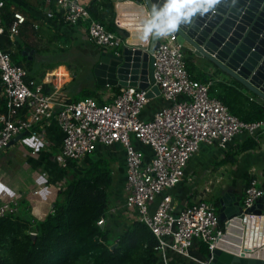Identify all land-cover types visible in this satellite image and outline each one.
<instances>
[{
  "label": "built area",
  "instance_id": "1",
  "mask_svg": "<svg viewBox=\"0 0 264 264\" xmlns=\"http://www.w3.org/2000/svg\"><path fill=\"white\" fill-rule=\"evenodd\" d=\"M89 2L53 0L50 7L49 0H45L41 9L47 18H57L72 26L83 25L86 37L94 45L116 49L123 42L122 37L90 17ZM3 5L4 1L0 0V35L5 30L8 39L13 40L25 19L20 12L11 11V19L4 27ZM116 25L119 26L117 22ZM157 39L150 53L152 79L148 80V85L145 88L118 86L103 103L91 96L59 99L54 89L45 93L42 88L46 79H26V69L13 63L9 53L0 46V149L19 132L28 130L36 134L35 123L50 119L61 133L60 146L54 154V160L61 167L66 165L67 159L78 161L98 144L118 143L124 153L122 206L134 209L135 219L144 222L153 233L161 264H169L166 250L196 261L198 259L188 251L193 241L205 244L207 252L216 245L229 248L232 236L227 232L228 226L218 224L212 202L200 199L177 208L167 189L182 178L187 160L200 144L224 148L234 135L242 133L257 141V132L264 126V120L239 119L217 97L208 94L212 79L190 77L185 68L183 47L174 33ZM153 85L164 104L149 118H141L143 107L156 96L147 95ZM132 141L147 146L150 156L145 159L142 150ZM263 190L256 177H251L243 188L241 207H250ZM30 192L36 193L37 189ZM17 203L14 196L0 197V216L16 211ZM115 209L113 205L108 210ZM243 216L251 235L261 239L247 246L246 253L264 261V213L243 212ZM103 221L101 215L96 223L101 225ZM235 222L238 225L233 231L243 238L246 231L240 221ZM198 262L208 264V258Z\"/></svg>",
  "mask_w": 264,
  "mask_h": 264
},
{
  "label": "crops",
  "instance_id": "2",
  "mask_svg": "<svg viewBox=\"0 0 264 264\" xmlns=\"http://www.w3.org/2000/svg\"><path fill=\"white\" fill-rule=\"evenodd\" d=\"M3 1L8 5L10 11H18L24 16L27 29L24 30V33L20 34L19 32V34H17V39L22 43L25 42L30 45L28 46L24 44L22 49L25 46L32 49L30 53H27L29 57L23 55L26 60L34 59L38 56L36 53L39 47L37 40L44 36L53 35V37H55L54 34L59 33L65 37L67 41V49L73 50L72 52H68L70 57L75 58L78 57L79 54H83L81 56L89 62V70L82 75L74 70L70 72L71 68L69 67L68 70L64 62H56L54 66L45 69L42 73L36 76L32 74L31 69L27 65V68L25 69L28 79H46V82L44 83H50L48 84L52 87L50 91L54 89L55 96L59 99L65 100L80 98L77 96L80 92L90 94L93 92L92 95L95 100L101 99L104 101L110 95L109 93L115 90L112 88V85L98 84L92 74L93 65L97 61V53L102 51L103 48L93 45L88 40L83 25H67L57 18L45 17L40 9L39 0ZM86 1L89 2L91 0ZM112 11L113 21L117 19L120 14L121 17L127 21H133L128 20V12H116L114 11L113 6ZM139 11L142 10L140 9ZM114 23L116 22L114 21ZM118 23L125 28L127 27L126 24L120 22L119 18ZM126 31L131 33L130 29ZM116 33L122 37L120 32ZM125 36L127 35L124 34L122 38ZM14 37H16V35ZM63 46H66V44ZM60 47L62 48V46ZM20 55H22L21 51ZM190 67L191 70H189V73L191 75H205L212 79L213 83L218 80L230 83L236 87H240L242 91L248 95L250 94L243 87L236 84L234 80L228 77V75L218 70L204 57L191 53L189 68ZM60 71H65V74L58 78V72ZM261 100L264 101L263 99ZM163 104L164 101L160 95L153 96L141 110L140 117L149 118L152 113ZM1 108L2 101L0 94V110ZM34 128L36 129V134H31L28 130H24L18 135L15 134L8 144L0 149V197L2 198L15 195L18 196L26 192L35 194L30 192L32 189H38V191L41 189L43 191V197H47L49 196V192L45 185L60 181L59 188H56L55 190V195L58 196L59 193L57 190L64 186L68 177V172L66 173V170L61 169L56 164L53 157V152L59 148L61 140V133L55 121L51 119L48 121L41 120L35 123ZM257 135L258 140L256 146L242 152L236 150V145L242 141L241 134L234 135L224 148H221L216 144H200L197 152L187 160L182 178L168 191L171 195L172 202L176 204L177 208L200 199L206 200L203 192L197 190L196 181H193L192 179V173L197 170V168L200 172L204 171V173L208 174L212 171L225 174V176H223L225 177V184L219 191V196L227 192L231 193L234 197H239L241 200L243 184L247 174H255L257 181L261 184L264 179L258 178L256 173H264V126L259 129ZM132 143L142 150L145 159L150 156V150L147 146L136 141H132ZM226 152L227 154H225ZM91 153L93 154L90 156ZM96 157L105 158L109 163L114 177L112 194L115 198L114 203L118 206V203H120V200L124 196L122 188L124 174L123 149L118 143L111 145L98 144L92 152L82 157L77 162V165L73 170L78 171L82 169L88 162ZM11 160L15 162L10 163ZM216 177L217 176H215V178ZM219 178L220 177L218 176L216 179ZM207 190L208 188L205 186L203 191L206 192ZM52 196L53 195L50 193V197ZM17 201H19V198H17ZM207 201L212 202L210 200ZM19 209H21L20 206L19 208L17 206V211ZM49 210L50 206H48V208H41L36 213L34 212L33 216L40 217ZM131 219H135V210L128 207L124 208L121 215L115 220L117 221V225L125 227L127 222ZM221 227H224L223 223L221 224ZM197 244L196 241H193V244L189 247L188 251L192 257L197 258L198 260H204L206 256L202 257L199 254V247ZM165 254L168 260L173 258L180 264H190L192 261L196 262V264H200L198 260L195 261V259L190 257L176 255L170 250H166Z\"/></svg>",
  "mask_w": 264,
  "mask_h": 264
},
{
  "label": "trees",
  "instance_id": "3",
  "mask_svg": "<svg viewBox=\"0 0 264 264\" xmlns=\"http://www.w3.org/2000/svg\"><path fill=\"white\" fill-rule=\"evenodd\" d=\"M49 6L53 7V0H49ZM87 10L90 17L99 21L105 29L120 32L122 37L126 35L127 31L119 28L113 21L109 0H91ZM1 19L4 27L11 19V11L6 3L1 9ZM26 29L24 21L17 34L24 33ZM17 34L13 40H9L4 30L0 35V46L9 53L13 63L27 68L28 61L20 56V51L24 44L30 45L18 41ZM57 35L60 34H54ZM118 48L119 45L116 49ZM191 53L189 49L183 48L185 68L190 77L209 79L205 75L189 73ZM234 82L241 86L237 81ZM48 84L50 83H43L45 93L52 88ZM112 88L116 90L118 86L112 85ZM92 93H85L84 96L93 97ZM208 94L217 97L233 115L243 121L264 120V101L253 93L248 95L240 87L218 80L209 85ZM104 101L96 100L98 103ZM241 135L242 141L236 145L237 151L242 152L256 146L257 141L250 135ZM77 162L76 159H67L66 165L61 167L69 171L68 177L64 186L57 190L61 200L53 201L50 211L40 217L30 216L28 208L19 201L17 206L21 209L0 216V264H161L159 253L155 249L156 238L144 222L131 219L125 227L117 225L115 219L124 209L121 204L124 197L118 206L114 203V177L107 159L96 157L82 169L75 171L73 168ZM253 176V173L245 176L243 188ZM261 186L264 187V181ZM113 204L116 209L109 211ZM212 204L217 211V201ZM101 215L104 222L99 225L96 220ZM218 224L221 226L222 222L219 221ZM113 243L115 244L111 247ZM197 246L199 254L205 257V244ZM168 263L180 264L173 258ZM190 264L196 262L192 261Z\"/></svg>",
  "mask_w": 264,
  "mask_h": 264
},
{
  "label": "water",
  "instance_id": "4",
  "mask_svg": "<svg viewBox=\"0 0 264 264\" xmlns=\"http://www.w3.org/2000/svg\"><path fill=\"white\" fill-rule=\"evenodd\" d=\"M109 1L116 12H132V6L141 9L138 11L146 20L151 18L153 8L159 9L166 3V0ZM173 33L183 48L204 57L247 92L264 100V0H217L207 12H197L190 22L181 23ZM126 35L118 49L97 53L92 74L98 84L145 88L152 79L150 53L158 43L157 37L153 34L147 41L142 38L133 41L129 31ZM31 51L25 46L21 54L29 57L27 53ZM153 94L158 95L154 85L147 91L148 96ZM217 205L218 221L228 226L227 232L233 238L227 242L231 244L229 248L216 245L207 252L208 264H264L260 258L246 253L249 247L236 249L233 241L241 237L229 229L233 222L240 221L242 229L247 231L243 212L264 213V190L248 208L243 209L240 198L227 192L218 197Z\"/></svg>",
  "mask_w": 264,
  "mask_h": 264
},
{
  "label": "rangeland",
  "instance_id": "5",
  "mask_svg": "<svg viewBox=\"0 0 264 264\" xmlns=\"http://www.w3.org/2000/svg\"><path fill=\"white\" fill-rule=\"evenodd\" d=\"M44 3H45V0H39L40 8H42ZM37 44L39 45L37 52H36L38 56L34 59L26 60L28 61L27 65L31 69L32 74H34L35 76L42 73L45 69L51 68L52 66H54L56 62H64L67 69L69 67L71 68L70 72L74 70L78 72L80 75L86 73L89 70V65H88L89 62L86 59H84V57L81 56L83 54L81 55L79 54V56L75 58L70 57L68 52H72L73 50L67 49L68 48L67 41L64 36L62 35H57L55 37H53V35L44 36L41 39L37 40ZM64 44H66V46H63ZM60 46H62V48ZM20 56H23V55H20ZM84 95H85L84 92H80L77 94L78 97H81ZM57 151L58 149L53 152V157ZM92 154L93 153H91L90 156ZM12 162H15V161L11 160L10 163ZM56 164L59 166L58 163ZM59 167L61 168V166ZM65 170H66L65 171L66 173L69 172L67 169ZM192 174H193V177H192L193 181H196L197 183L196 184L197 190L203 192L204 198L206 200H210L214 202L219 197V191L222 189V186H224L225 184V177H223L225 176V174L215 173L214 171L208 174V173H204V171L200 172L198 168ZM215 176L217 177L219 176L220 178L216 179L217 177L215 178ZM256 176L260 179H264V173L262 172L260 174L256 173ZM45 186H47L46 189H48V192H49V196L47 197H43L42 195L43 191L41 189H39V191L37 189V193L35 194H30L29 192H26L21 195L14 196L16 198H19V201H22V203L28 208V214L30 216L33 215L34 212L36 213L41 208H48V206L51 207L53 204V201L61 200V195L59 194L58 196L55 195V190L56 188H59L60 181H56V183H52L50 185H45ZM205 186L208 188L206 192L203 191V188ZM169 189L170 188H168L167 191H169ZM50 193L53 195L52 197H50Z\"/></svg>",
  "mask_w": 264,
  "mask_h": 264
},
{
  "label": "clouds",
  "instance_id": "6",
  "mask_svg": "<svg viewBox=\"0 0 264 264\" xmlns=\"http://www.w3.org/2000/svg\"><path fill=\"white\" fill-rule=\"evenodd\" d=\"M216 2L217 0H166L163 7L153 8L151 18L147 20L143 29V39L147 41L153 34L160 38L169 36L181 23L190 22L197 12H207ZM115 22L118 23V18ZM118 27L127 30L123 25Z\"/></svg>",
  "mask_w": 264,
  "mask_h": 264
},
{
  "label": "bare ground",
  "instance_id": "7",
  "mask_svg": "<svg viewBox=\"0 0 264 264\" xmlns=\"http://www.w3.org/2000/svg\"><path fill=\"white\" fill-rule=\"evenodd\" d=\"M132 8H133L132 12H128L129 13L128 20H133V21H131V22L127 21L126 19L121 17V14L119 15L118 18H119L121 23L126 24V26H128L130 28V30H131L130 40L137 41L138 39H141V38L143 39V36H144L143 29H144V26H145L147 20L145 19L144 16H141V14L138 11V9H136L133 6H132ZM139 17H140V19H139ZM64 74H65V71H60V72H58V76L57 77L59 78V77L63 76ZM237 225H238L237 222H233L232 223V226H231L232 231H233V228L235 226H237ZM253 227H258V226L257 225H253ZM251 234L249 232V228H247L246 235L243 238H241L242 241L234 239L233 242H234L235 248L236 249H240L242 243H244L243 246L246 247V246H253L257 242L261 241L260 238H256V237L252 236Z\"/></svg>",
  "mask_w": 264,
  "mask_h": 264
}]
</instances>
